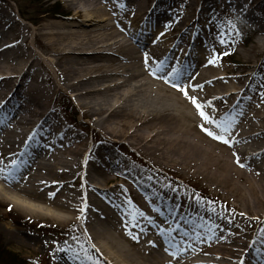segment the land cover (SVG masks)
I'll use <instances>...</instances> for the list:
<instances>
[{
    "label": "bare ground",
    "instance_id": "1",
    "mask_svg": "<svg viewBox=\"0 0 264 264\" xmlns=\"http://www.w3.org/2000/svg\"><path fill=\"white\" fill-rule=\"evenodd\" d=\"M63 1L74 13L33 32L0 7V201L77 223V249L105 264H264V101L247 99L251 76L219 66L218 47L195 27L230 5L264 43L260 2L196 0L180 13L181 0ZM58 94L101 135L92 149L61 117ZM190 98L231 125V146L201 130ZM122 145L136 157L122 154L128 165L113 152ZM188 182L208 186L213 201L192 198ZM172 245L186 250L174 259ZM52 252L62 264L86 262L62 245Z\"/></svg>",
    "mask_w": 264,
    "mask_h": 264
},
{
    "label": "rangeland",
    "instance_id": "2",
    "mask_svg": "<svg viewBox=\"0 0 264 264\" xmlns=\"http://www.w3.org/2000/svg\"><path fill=\"white\" fill-rule=\"evenodd\" d=\"M181 1L182 5L174 7L175 10L173 11L185 13L189 4L194 2L196 3L195 8L198 7V0ZM252 1L251 4L255 1L260 2V5H255L254 12L264 19V0ZM0 7H3L6 11L10 10L13 19L30 32H33L43 24L61 22V20L74 13L63 0H35L33 5L29 4L28 0H0ZM57 7L62 13L54 12ZM77 24L75 23L73 26ZM158 26L165 31L169 29L166 21H160ZM195 27L203 30L205 34L203 37L207 38L210 45L213 43L218 47L220 57L217 61L219 66L225 65L229 72L231 71V76L234 75V77H244L246 74L251 76L248 78L249 83L247 85L255 91L250 95L246 94L247 99L249 98L252 102L264 101V43L258 41V31L247 24L230 5H216L203 12L200 21L196 22ZM71 29L75 30L73 27ZM255 43L259 45V53L256 52ZM203 45H206V43H203ZM197 54L200 56V53ZM54 105L67 123L77 126L78 132L85 136L92 149V146L101 139V135L95 128L81 124L83 119H80L79 110L71 95L65 94V96H61L58 94ZM116 150L117 152L114 150L113 152L121 163L124 164L125 162L128 165L123 155L130 156L133 160H136L133 151L131 152L125 145L118 147ZM185 186H187L185 189L192 195V198L205 202L213 201L208 186L200 185L196 182H188ZM42 227L50 229L44 230ZM258 228L259 223L256 224L253 231L254 239L255 237L257 238L258 234L255 232ZM16 235L18 236L17 238ZM26 237L39 239L45 244L27 243L24 240ZM82 240H84V235L77 223L61 224L48 219H36L15 209L6 201H0L1 246L18 256L26 264H62L52 252V249L58 245H62L66 251L76 257L79 256L78 259L80 261H86L84 263L89 264L84 257L85 252L83 251L82 253L80 251L83 249H77ZM100 264L105 263L100 261Z\"/></svg>",
    "mask_w": 264,
    "mask_h": 264
},
{
    "label": "snow or ice",
    "instance_id": "3",
    "mask_svg": "<svg viewBox=\"0 0 264 264\" xmlns=\"http://www.w3.org/2000/svg\"><path fill=\"white\" fill-rule=\"evenodd\" d=\"M144 62H145V64L149 63V61L147 59V55H145V61ZM213 62H214L213 60H209V63H213ZM159 71H160V69L157 68L156 71L153 72L152 74L155 75ZM169 75H171V77H172L173 87L177 88L178 91L183 92L184 95L186 97H188L187 91H185L179 84L175 83V80L178 79V77L180 75V70L179 69H173ZM166 82H168V81H166ZM190 99H191V103L196 107L198 115L200 116L201 120L203 121V123L200 125L201 130L203 132H205L206 135L209 136L210 138L217 140L219 142H222L225 145L231 146L229 143V140L226 138L228 136V134L230 133L231 125L216 121L212 116H210L208 113H206L204 111L205 105H201V104L197 103L195 98H190ZM205 124L212 125L215 128H217L219 130V134H216L212 130H210L208 127H205ZM240 166L244 167L243 164H241ZM13 175H14V173L10 172L9 175L6 177V179H9V180L12 179ZM81 211H83V209H81ZM131 238L133 240L137 239L135 236H132ZM197 239H199V237H197ZM81 248L85 252V259L89 262V264H100V260L97 257L91 255L87 248H84L83 245H81ZM172 248L174 250L170 251L169 255H171L174 259L178 255H182L183 251L186 250V249H182L176 245H172ZM166 251H167V249H166ZM193 251H194V249H193Z\"/></svg>",
    "mask_w": 264,
    "mask_h": 264
},
{
    "label": "trees",
    "instance_id": "4",
    "mask_svg": "<svg viewBox=\"0 0 264 264\" xmlns=\"http://www.w3.org/2000/svg\"><path fill=\"white\" fill-rule=\"evenodd\" d=\"M30 1V2H29ZM35 0H28V3L33 5ZM56 13H62L58 7L54 10ZM0 264H26L22 259H19L18 256L10 253L0 243Z\"/></svg>",
    "mask_w": 264,
    "mask_h": 264
}]
</instances>
